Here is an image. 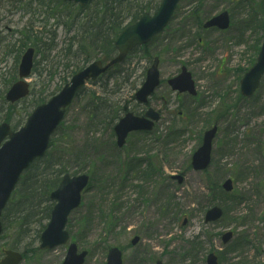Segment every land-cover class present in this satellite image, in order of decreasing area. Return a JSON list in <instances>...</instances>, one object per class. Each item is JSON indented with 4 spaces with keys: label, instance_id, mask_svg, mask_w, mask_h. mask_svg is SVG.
I'll use <instances>...</instances> for the list:
<instances>
[{
    "label": "rangeland",
    "instance_id": "374dc122",
    "mask_svg": "<svg viewBox=\"0 0 264 264\" xmlns=\"http://www.w3.org/2000/svg\"><path fill=\"white\" fill-rule=\"evenodd\" d=\"M224 10L233 23L225 33L205 31L198 24ZM36 11L34 15L10 10L7 4L0 6V123L6 115H13L24 125L34 102L40 97L48 100L72 74L73 68L67 65L75 62L62 55L70 37L69 21L52 19L45 27V11L41 7ZM241 20L246 29L239 32ZM29 26L45 41L56 34L58 47L47 53L48 58L37 57L29 79L31 95L10 108L3 98L11 81L18 80L21 57L29 47L22 46L20 32ZM263 37L264 0H181L167 29L131 54L122 73L113 69L109 78L87 84L84 95L67 109L62 133L55 137L51 151L56 168H66L73 175L87 173L91 178L81 206L69 216L70 241L33 252L31 248L39 244L33 245L39 224L34 223L33 231L17 243L19 227L11 219L0 241V259L6 249H15L25 254L21 264H62L73 242L79 251H87L85 264H106L113 246L123 250L124 264H155L157 260L206 264L211 251L219 264H264V77L252 97L240 91V81L256 61ZM156 56L161 59L162 84L149 106L161 112V120L152 133H132L126 146L118 149L114 132L91 124L86 106L91 98L96 102L101 98L116 109L125 106L126 111L144 113L147 107L134 95ZM183 66L196 81V97L178 94L167 84ZM90 92L95 94L87 95ZM215 124L219 130L213 141L212 164L204 172L194 171L191 155L201 145L204 131ZM176 127L185 131L180 138L175 136L169 146L153 147V141ZM132 158L147 161L140 170L151 167L150 175L129 172ZM176 174L184 175L182 184L170 178ZM227 178L234 182L231 193L221 187ZM215 187L221 189L208 193L207 189ZM115 200L119 206L113 216ZM214 205L224 215L206 224L205 213ZM229 231L234 237L224 245L222 235ZM135 236L140 241L132 246Z\"/></svg>",
    "mask_w": 264,
    "mask_h": 264
},
{
    "label": "water",
    "instance_id": "95a60500",
    "mask_svg": "<svg viewBox=\"0 0 264 264\" xmlns=\"http://www.w3.org/2000/svg\"><path fill=\"white\" fill-rule=\"evenodd\" d=\"M74 1L85 5L90 0H65ZM180 0H162L158 10L151 15L145 13L136 23L127 26L117 38L115 45L119 54L106 65L102 61H95L83 70L76 73L71 81L47 103L39 105L29 116L26 124L18 131H12L7 123L0 125V235L2 233L1 215L8 200L14 191L21 174L30 164L45 154L49 147L51 135L62 121L66 107L71 104L76 93L83 87L88 79L96 80L114 64L124 61L129 52L138 45L148 43L152 37L161 32L170 21L177 4ZM230 18L227 11L222 12L209 20L205 27L217 26L220 29L229 27ZM34 49L30 48L24 54L19 76L21 80L16 82L7 93V100L16 102L29 94V84L24 80L32 71ZM264 75V42L255 65L249 70L241 81L243 95L250 97L260 85ZM168 83L174 90L196 94L195 83L191 73L184 67L182 72L170 79ZM160 84L159 58L147 71L146 81L136 93V98L141 103H147L148 98ZM160 119V114L150 108L145 116H136L132 112L126 114L115 126L117 144L122 147L126 138L134 130H152L154 122ZM217 133V127L206 131L202 146L194 153L192 166L195 170L206 169L211 163L212 142ZM8 138V140H6ZM6 140V141H5ZM180 183L183 176H175ZM89 182V175L81 174L70 176L66 174L61 180L58 188L52 192L51 198L56 204L51 213V219L42 232L40 249H52L58 245L65 244L69 240V233L65 230L69 214L81 203L82 191ZM223 187L226 191L233 190V182L228 179ZM223 215V210L214 206L206 213L205 222H215ZM232 232L223 235L224 243L232 238ZM139 237L132 240L136 244ZM87 252L77 253L76 244H71L63 264H83ZM23 255L19 252L8 250L0 264H20ZM107 264H123L122 252L118 248L109 250ZM156 264H163L158 261ZM207 264H218L217 257L210 254Z\"/></svg>",
    "mask_w": 264,
    "mask_h": 264
},
{
    "label": "trees",
    "instance_id": "16d2710c",
    "mask_svg": "<svg viewBox=\"0 0 264 264\" xmlns=\"http://www.w3.org/2000/svg\"><path fill=\"white\" fill-rule=\"evenodd\" d=\"M161 0H94L85 7H78L72 3H65L62 0H0V4H7L12 10L22 9L31 11L34 15L37 13L36 8L41 7L45 11L43 14V22L46 27L50 20H58L62 23L69 21L68 33L72 27L77 28V34L67 39L63 49L64 58L72 57L74 64H68L67 68L72 67V73L83 68L92 59L103 57L109 59L116 53L114 46L115 39L124 29L127 24L134 23L139 17L147 11L157 9ZM248 4V3H247ZM263 7V6H262ZM260 7V8H262ZM41 10V9H40ZM64 17V19H63ZM23 46L33 44L37 53H53V50L58 47L56 41L57 35L53 34L45 41L41 33H35L34 29L29 26L22 31ZM78 62V63H76ZM82 62V63H81ZM120 67V66H119ZM118 67V68H119ZM14 80V79H13ZM67 81V78L63 79ZM84 90L80 91L78 97L84 95ZM52 95V94H51ZM87 95L92 96L90 92ZM77 97V98H78ZM43 97L39 101L34 102V105L44 102ZM90 107L91 124L94 125H110L112 127L113 110L108 109L102 103H95L92 100ZM15 105L9 106L14 108ZM109 110V114H107ZM117 112V111H116ZM117 115V113H116ZM115 115V116H116ZM4 120L13 124L14 127L20 126L21 119H15L12 115H6ZM61 127L58 128L57 135H61ZM181 131L172 130L168 136L180 138ZM175 135V136H174ZM170 141H165L166 146ZM172 143L174 141H171ZM55 138L51 139L50 150L46 155L36 160L28 170H26L19 183L12 193V196L3 211L2 223L3 231L8 227L11 219L14 220L16 227H19L16 235L18 236L17 243H21L29 232L33 231L31 226L39 224V229L33 237V245L39 240L42 230L51 217V211L54 202L50 199L51 192L57 188L62 176L67 172V169L59 170L56 168L54 155L51 152L55 147ZM137 159L130 161L132 166H138V163H133ZM130 163V164H131ZM141 165V164H140ZM144 175H150L151 167L142 171ZM156 173L153 167V175ZM218 188H211L210 193H215ZM115 207L114 215L116 216V208L118 203L112 201ZM46 222V223H44ZM4 232L0 237V241L4 238ZM33 236V233L32 235ZM33 252L37 247H32ZM30 249V251H31Z\"/></svg>",
    "mask_w": 264,
    "mask_h": 264
}]
</instances>
